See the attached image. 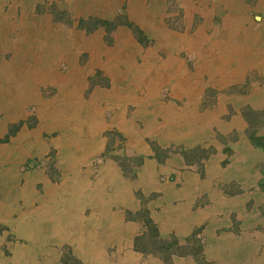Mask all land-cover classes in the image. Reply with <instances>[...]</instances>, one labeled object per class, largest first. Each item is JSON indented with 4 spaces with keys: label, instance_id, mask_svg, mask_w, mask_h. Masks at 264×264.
<instances>
[{
    "label": "crops",
    "instance_id": "obj_1",
    "mask_svg": "<svg viewBox=\"0 0 264 264\" xmlns=\"http://www.w3.org/2000/svg\"><path fill=\"white\" fill-rule=\"evenodd\" d=\"M234 19L236 18L231 17L230 22L226 21L227 24L222 25L227 30V39L220 42L223 47L217 52L221 54H216L210 39L204 37L211 29L210 24L199 23L192 35H189L187 30L168 33L165 29L164 55L167 61H164V72L144 64L146 68L148 66L147 72L150 71V76L144 79L145 86H148V99L131 101L132 96L126 91L116 90L113 93V102L109 104L112 103L111 106L123 112L116 113L109 125L114 128V132L125 138L126 151L143 159L136 184H131L123 178L115 180L120 190L116 196L111 197L114 202L105 200L102 192L75 191L71 186L67 188L63 185L41 197L38 191H34V181L27 179L31 177L28 175L19 174L23 177V183L19 186L21 180L17 179V166L26 159L24 157L43 153L45 148L40 138L44 131L37 130L38 127L28 133L26 118L25 122L21 120L23 125L20 132L14 135L8 127L9 118L1 115L0 221L3 223L0 224L9 226L4 223L8 221L9 215L17 213V233L22 237L23 234L31 233L35 246L38 241L49 237L56 247L85 246L97 249L112 244V247L118 248L112 254V259L102 254L97 256L98 264H163L158 259L143 258L141 254L132 251V232L136 225L125 222L124 216L125 209L135 211L139 205L134 199L132 189L139 187L143 194L156 195V201L150 203L148 209L161 232H164L166 200L180 198V209L177 208L175 213L187 223L188 229L191 224L194 230L204 221L210 220L211 214L205 211L208 209L206 206L203 209L197 208L192 215H187L185 208H194L200 198L214 204L216 198H221V207H230V212L238 215L241 223L236 229L229 217H223L220 224H210L215 230L207 234L210 241H214L212 245L210 243V249L215 247V253H208L206 260L211 264H264V28L253 31L250 27H244L245 20L237 22ZM185 35L188 38L195 37L196 45H185ZM232 40L236 42L233 44ZM182 52L195 55L192 75L186 72L183 62L175 65L169 61ZM261 54L263 57H260ZM49 64H54L52 59ZM50 69L54 70L49 65L36 71ZM203 74L207 77L204 78ZM29 80L31 79L27 82L30 84ZM134 82L136 83V80ZM164 86L170 87L171 101L167 104L160 100L159 95ZM194 87L199 88L197 93L184 100L190 88ZM206 88L224 91V94H217L213 98L205 93ZM98 95L96 101L103 99V94ZM39 104L44 108L42 111H48L40 115L46 132L59 133L51 139L54 149H59L58 145L63 146L62 153L70 158L69 161H73L72 165L86 163L88 157L104 148L106 140L101 135L103 130H100L104 125L102 121H89L88 130L84 132L83 127L89 116L85 115L86 118L82 121L71 117L64 120L57 116L54 106L42 101H39ZM124 104L128 105L121 107ZM84 108L88 112L89 107ZM3 109L5 107L0 106V114H3ZM22 115L24 117V113ZM39 125L37 123V126ZM82 142L86 148L84 146L78 149L79 143ZM152 144L153 147H161L164 152L170 148L179 150L176 155L168 153L165 164L160 165L154 159ZM198 146L206 151H215L206 161H202L204 176L196 172L195 166L186 167L180 152ZM171 175H175L173 182H162L164 177ZM110 176L114 178V174ZM62 179L77 182V178H71L69 175L63 176ZM38 182L40 183L37 180L36 184ZM176 184L178 188L173 191L172 187ZM219 184L221 186H218ZM224 185L239 189L240 194L227 197L221 189ZM213 186H216V189ZM230 192L232 195L236 193ZM30 200L32 205L37 206L23 210L18 207L19 202L28 207ZM14 205H18L17 208ZM156 207L161 209L158 215L153 212ZM30 210L33 215L29 213ZM89 223L92 227L95 226L92 230H101L102 234L95 233L91 240L73 236V230L80 231L83 225ZM106 228L111 231L107 236ZM222 229L224 230L221 232ZM217 230L220 231L218 236L215 234ZM96 249L89 252L96 254ZM35 253L34 247L33 255ZM22 257L24 258V254ZM86 257H80L83 263L86 262ZM173 264L195 263L178 260Z\"/></svg>",
    "mask_w": 264,
    "mask_h": 264
},
{
    "label": "rangeland",
    "instance_id": "obj_2",
    "mask_svg": "<svg viewBox=\"0 0 264 264\" xmlns=\"http://www.w3.org/2000/svg\"><path fill=\"white\" fill-rule=\"evenodd\" d=\"M236 1L237 6H239L237 12L240 11V13L234 17L236 18L234 20L237 22L245 20L244 27H250L253 31L264 28V2L262 0ZM189 5L192 7L190 8ZM225 7L220 6L217 0H0L1 17L6 20L4 24L9 26L8 32L0 41V66L8 64L12 71V78H3L0 75V106L5 107L0 117L6 115L9 118L8 127L10 133L14 135L20 132L23 125L21 120L25 122L27 119L28 133L38 127L37 130L44 131L41 138L39 137L43 148H45L43 153L35 156L34 153L30 154L32 156L24 157L26 159L17 166V179L21 180L19 186L23 183V177L20 175H28L31 177L27 179L34 181V191H38L41 197L46 192L59 189L63 185L67 188L71 186L72 190L75 191L102 192L105 200L114 202L115 200L111 197L116 196L117 191L120 190L117 188L115 180L123 178L131 184L138 181L143 159L126 151L125 138L114 132V128L109 125L114 120L116 113L123 112L111 106L112 103L109 104L113 102V93L116 90L126 91L132 96L131 101L148 99L146 81L140 80L139 82L137 80L135 83V70L131 67L140 68L142 65L148 64L150 68L158 71L161 69L164 72V61H167L164 55L165 29L168 30V33L178 32V30L180 33L187 30L189 35H192L199 23L210 24L211 29L207 31V35L204 37L210 39L215 53L221 54L217 52L223 47L220 42L227 39V30L222 25L226 23L227 19L225 18L230 13ZM14 21L18 23L20 30H15L16 32L13 33L11 25ZM20 23L22 30L26 28V34H19L21 31ZM32 26V30L29 29ZM153 28H156V31ZM73 35L82 37L86 42L94 41L99 45L100 52L92 57L94 53L89 49H82V43L78 41L77 44H74L75 47L72 46L70 49L71 63H69L68 58L57 60L54 51L51 52V50L54 47L57 48L61 40H67L66 36ZM30 40L31 43H29ZM232 41L233 44L236 42L235 40ZM23 55L24 57H22ZM263 56L260 55V57ZM173 57L169 60L171 63L176 65L183 62L186 72L190 75L194 73L191 70L193 69L192 65L196 62L195 55L182 52V54ZM50 58L54 64H49L51 63ZM95 59L98 64L90 66ZM12 63L14 65L11 67ZM70 64L73 68L81 71L82 75L76 79L77 84L75 86L67 88L68 84H65L64 81L72 78L68 76ZM49 65L55 70L51 75L49 71H36L49 67ZM32 74L34 75L31 76ZM203 77L206 78L207 76L203 74ZM28 79L32 80H30V84L27 82ZM198 89L197 87L190 88L191 92L189 90V94L184 100L197 93ZM169 90V86H164L159 91L160 100L164 101L165 104L171 101ZM205 93L214 98L217 94H224V91L206 88ZM98 94H103L104 97L96 101ZM39 101L54 106V109L56 107L54 111L58 112H56L57 116L64 120L71 117L79 118V121H82L84 117L86 118L85 115L89 116L83 127L84 132L88 130V120L102 121L104 125L100 130H103L101 135L106 140L104 148L96 151L97 154L88 157L86 163L72 165L73 161H69L70 158L62 153L63 146L58 145L60 148L54 149L51 139L58 136L59 133L48 134L46 132V127L40 121V115L42 112L48 113V111L47 109L45 112L42 111L44 108L40 107ZM18 105L21 106L18 107ZM85 106L89 107L88 112L85 110ZM124 106L125 104L121 107ZM252 117L254 116L252 115ZM37 123L40 125L37 126ZM82 138L81 140L84 141ZM153 145L150 146L154 149V159L160 165L165 164L169 157L168 153L176 155L179 150L170 148L164 152L161 147H153ZM84 146L83 142L79 143L78 149ZM21 148L23 149L24 145ZM180 152L184 165L186 167L195 166L196 172L202 173V176H204V163L202 161H206L209 156L215 153L214 150L208 149L206 151L199 146ZM174 164L176 165V162ZM113 174L114 178L110 176ZM65 175L77 178V182L64 181L62 177ZM174 178L175 175L168 178L164 177L162 182L171 183ZM82 179L84 180L82 181ZM37 180L40 183L36 184ZM16 185L18 184L16 183ZM176 185L172 187L173 191L177 190L178 185ZM215 187L213 186L214 189H216ZM221 189L227 197L240 194V190L235 187L231 189L230 186L224 185ZM230 191L236 193L232 195ZM132 192L139 205L135 211L129 209L124 211L125 222L136 225L132 232L134 234L132 251L141 254L143 258L158 259L163 264H173L178 260L193 261L195 264H211L206 260L208 253H212V251L215 253L213 250L215 247L210 249L214 241H210L207 234L215 230L214 227H210V224L212 222H214L213 225L215 223L220 224L223 217H229L231 224L236 229L241 223L239 216L230 212V207H221L220 203L223 201L221 198H216L215 204L200 198L197 199L194 208H185L186 214L192 215L197 208L203 209L206 206L208 209L205 211L211 214V219L204 221L199 228L194 230L190 224V229H188L187 223H184L180 217H177L180 215L175 213L177 208L180 209L181 204L180 198L177 197L174 200L172 198L165 199L164 232H161L148 209L149 204L156 201V195L143 194L139 187L132 189ZM29 203L28 207L22 205L21 202H19L20 206L14 205V207L17 208L18 206L23 210L37 206L36 204L32 205L31 200ZM210 209L211 211H209ZM160 210V207H156L153 212H157L158 215ZM29 213L32 214V211ZM16 217L17 213L12 214V216L9 215L8 221L4 223L9 226L0 224V264H98L97 256L102 254L110 256L112 259V254L118 249L112 247V244L97 249L86 248L85 246L78 248L56 247L53 242H50L49 237H46V240L38 241L35 246L31 233L23 234V237L17 233ZM0 223L3 222L0 221ZM94 227L91 223L85 224L80 228L81 232L73 230V236L75 238L78 236L79 239L83 240H91L95 233L102 234L101 230H92ZM218 230L215 231L217 236L220 235ZM175 231L178 233L176 234ZM108 233L111 231L106 228L105 235L107 236ZM34 247L35 255H33ZM95 249L98 250V254L92 255L89 250ZM23 254L24 258L22 257ZM58 254H60L59 257ZM85 256H87L86 262L83 263L82 259Z\"/></svg>",
    "mask_w": 264,
    "mask_h": 264
},
{
    "label": "bare ground",
    "instance_id": "obj_3",
    "mask_svg": "<svg viewBox=\"0 0 264 264\" xmlns=\"http://www.w3.org/2000/svg\"><path fill=\"white\" fill-rule=\"evenodd\" d=\"M77 2V1H76ZM217 3L218 4H220V6H222V7H225V9L226 10H229L230 11V13L228 14V16L225 18V19H227V21L228 22H230V19H231V17H235L237 14H239L240 13V11L239 12H237L238 10H239V6H237V1L235 2V0H217ZM77 6V5H76ZM189 7L191 8L192 6H190L189 5ZM70 9V8H69ZM79 9V8H78ZM77 9V10H78ZM4 10V9H3ZM75 10V9H74ZM79 12V11H78ZM33 13V12H32ZM17 14V13H16ZM79 16V15H78ZM6 20L3 18V17H1V13H0V41H1V39H3L4 38V35L8 32V29H9V26L8 25H5L4 24V22H5ZM233 22V21H232ZM149 24V23H148ZM227 24V23H226ZM148 27H149V25H148ZM239 27V26H238ZM242 27V26H241ZM11 28H12V31H13V33H14V31L15 30H20L19 29V25H18V23H16L15 21H14V23L11 25ZM20 28H21V23H20ZM28 28V27H27ZM32 28H33V26L32 27H30L29 29H31L32 30ZM26 28H24V30H22V28H21V31L19 32V34L21 35V33H23V34H26V30H25ZM43 30V29H42ZM153 30H155L156 31V28H153ZM30 31V30H29ZM16 32V31H15ZM43 32V31H42ZM41 32V33H42ZM40 33V32H39ZM40 33V34H41ZM44 33V32H43ZM22 34V35H23ZM28 35V34H27ZM17 38H18V36L17 35H15ZM26 36V35H25ZM45 36V35H44ZM49 36H51V35H49ZM40 37V36H39ZM13 38V37H12ZM27 38V37H26ZM66 38H67V40H65V39H63V40H61V43H60V45H58V47L57 48H55L54 47V49L53 50H51V52L52 51H54L53 53H54V55H55V57H56V59L57 60H60V59H64V58H68V61H70L69 63H71L72 61V55H71V53H70V49L72 48V46H74V44H77L78 43V41H80L81 43H82V45H81V47H82V49H89V50H91L92 51V53H94V55L92 56V57H95L96 55H97V53H99L100 52V50H99V45L98 44H96L94 41H89V42H86V41H84L83 40V38L81 37H79V36H76V35H73V36H70V37H68V36H66ZM35 41V40H34ZM37 41V40H36ZM50 41V40H49ZM183 41H184V43H185V45H187V46H195L196 45V42H194V41H196V38L195 37H190V38H188L186 35L184 36V38H183ZM11 42V41H10ZM19 43H20V41H18ZM26 42V41H25ZM29 42V41H28ZM79 42V43H80ZM194 42V43H193ZM29 43H31V40H30V42ZM129 43V42H128ZM192 43V44H191ZM0 45H1V42H0ZM29 45V44H28ZM129 45V44H128ZM3 47V46H2ZM75 47V46H74ZM29 50V49H28ZM26 53V52H25ZM85 53V52H84ZM38 54V53H37ZM22 57H24V55L22 56ZM21 57V58H22ZM29 57V56H28ZM32 57V56H31ZM26 58V57H25ZM13 59H15V58H13ZM29 59V58H28ZM103 59V58H102ZM22 60V59H21ZM25 60V59H24ZM56 60V61H57ZM28 61V60H27ZM18 62V61H17ZM156 62V61H155ZM200 62V61H199ZM16 63V62H15ZM19 63H21V62H19ZM18 63V64H19ZM23 63V62H22ZM21 63V64H22ZM95 64H98V61L95 59L94 61H92L91 62V65L90 66H94ZM14 64L12 63V65H11V67L13 66ZM69 66V65H68ZM33 67V66H32ZM128 67V66H127ZM98 68V67H97ZM134 69L135 70V77H134V79L137 81V80H140L141 79V81L142 80H144L146 77H149L150 76V71L149 72H147L148 70V68H146L145 67V65H142V67H134V66H132L131 67V69ZM95 69V68H94ZM55 71V70H54ZM54 71L52 70V69H50V71H49V74L51 75V73L53 74L54 73ZM102 71V70H101ZM58 72V71H57ZM57 72H56V74H57ZM170 72V71H169ZM0 75L3 77V78H12V71H11V69H10V66L8 65V64H3V65H1L0 66ZM34 74H32L31 76H33ZM49 75V76H50ZM82 75V72L81 71H78L77 69H75V68H73L72 66H71V64H70V70H69V72H68V76H71L72 78H69L68 80H66V81H64V83L65 84H68L67 85V88L69 87V86H72V85H76V79L77 78H79L80 76ZM126 75V74H125ZM67 76V77H68ZM38 77V76H37ZM60 77V76H59ZM83 77V76H82ZM129 77V76H128ZM161 77V76H160ZM48 79V78H47ZM67 79V78H66ZM7 80V79H6ZM58 80V79H57ZM61 80V79H60ZM59 80V81H60ZM127 80V79H126ZM30 81V80H29ZM49 81V80H48ZM58 81V82H59ZM164 81V80H163ZM40 82V81H39ZM57 82V81H56ZM56 82H55V84H56ZM57 82V83H58ZM61 82V81H60ZM59 82V83H60ZM124 82H126V81H124ZM175 82V81H174ZM9 83H10V81H9ZM13 83V82H12ZM41 83V82H40ZM155 83V82H154ZM93 84V83H92ZM31 86V85H30ZM36 87V86H35ZM29 88H31V87H29ZM141 88V87H140ZM4 89V88H3ZM70 89V88H69ZM29 91V90H28ZM69 91V90H68ZM70 94V93H69ZM75 94H76V92H75ZM109 96V95H108ZM11 97V96H10ZM60 97V96H59ZM70 97V96H69ZM86 97V96H85ZM72 98H73V96H72ZM14 99V98H13ZM12 99V100H13ZM33 99V98H32ZM70 99V98H69ZM16 100V99H15ZM22 100V99H21ZM123 100V99H122ZM7 101V100H6ZM119 101V100H118ZM23 102H25V101H23ZM30 102H31V100H30ZM116 102V101H115ZM15 103V102H14ZM13 103V104H14ZM119 103V102H118ZM10 104V103H9ZM59 104V103H58ZM8 105V104H7ZM116 105V104H115ZM126 105V104H125ZM6 106V105H5ZM79 106V105H78ZM123 106V105H122ZM13 107V106H12ZM94 108V107H93ZM120 108V107H119ZM13 109H15V108H13ZM55 109H56V107H55ZM121 109V108H120ZM4 110V109H3ZM8 110H11V109H8ZM141 110H143V109H141ZM145 110V109H144ZM16 112V111H15ZM57 112V111H56ZM50 113H51V111H50ZM99 113V112H98ZM54 114V113H53ZM57 114V113H56ZM91 114V113H90ZM43 115V114H42ZM45 115V114H44ZM96 115H98V114H96ZM95 115V116H96ZM84 116V115H83ZM47 117V116H46ZM45 118V117H44ZM82 118V117H81ZM92 118V117H91ZM91 120V119H90ZM90 120H88V121H90ZM57 122V121H56ZM55 122V123H56ZM59 122V121H58ZM92 122V121H91ZM49 123V122H48ZM47 123V124H48ZM164 124V123H163ZM42 126V125H41ZM63 126V125H62ZM56 127V126H55ZM69 127V126H68ZM56 129V128H55ZM76 165V164H75ZM38 237V236H37Z\"/></svg>",
    "mask_w": 264,
    "mask_h": 264
}]
</instances>
